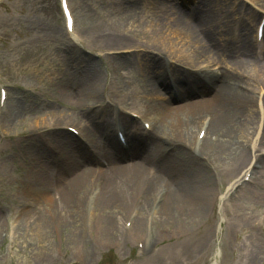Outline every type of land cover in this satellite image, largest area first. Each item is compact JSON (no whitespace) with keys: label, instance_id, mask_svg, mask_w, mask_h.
<instances>
[{"label":"rangeland","instance_id":"obj_1","mask_svg":"<svg viewBox=\"0 0 264 264\" xmlns=\"http://www.w3.org/2000/svg\"><path fill=\"white\" fill-rule=\"evenodd\" d=\"M163 1L167 2L173 12H179L186 18L189 16L190 12L180 6L179 0ZM202 1L218 11L223 19L240 24L234 28L230 26L226 30L227 38L231 40L227 42L229 48L225 47V49L236 52L242 35H247L249 51L254 56V27L258 18L251 22V8L249 9L241 1L232 0L234 3L232 7L236 9L234 12L235 10H230L227 3H219L216 0ZM254 1L264 8V0ZM69 2L74 11L75 28L83 39V44L77 45L66 36L57 0H4L0 4V83L6 86L8 93L6 106L0 116L1 130L4 131V134H0V213H3L0 223V264H72L74 259L79 257L83 259V264H264V198L256 194L264 183V168L261 161H258L255 170V174L258 175L255 186L244 185L235 199H232L220 213L217 211V196L227 192L229 188L227 184L234 183L245 172V168L239 170L238 156L218 159L209 155L211 161L205 163L207 173L204 172L200 177L208 201L205 212L193 225L182 231L174 227L166 228L167 225L163 220L168 207L165 206L157 219L149 220L144 231L131 236L128 241L124 242L118 237H105L99 230L100 220L106 214L102 210V195L97 197L91 220L81 221L80 214L85 211L86 198L93 189L90 185L80 197L77 222L73 225L79 242L72 241L68 235L71 225L57 226L56 231H52L51 237L41 242L32 235L22 234L20 230L14 234L19 222L17 221L19 214L15 212L17 203H24L25 208L49 214L47 210L50 209L49 204L53 198L58 202L66 198L70 190L65 188L72 181L70 178L83 171L80 165H73L72 169L67 168V164L71 163L67 150L72 148L77 151L82 145L72 135L65 136L62 132L48 131L49 126L60 123L79 128L91 144L89 149H84L85 152L90 155L96 154V148L92 145L94 138L91 132H88L90 125L80 121L83 112L79 108L80 101L75 97L84 85L82 79L88 70L95 68L105 85L98 103L87 108L84 114L93 116L97 123L100 122L103 127L108 128L110 139L116 147L112 116L103 122L98 114V109L104 103L106 96L113 95L120 103L145 116L162 117L167 115L166 107L181 104L189 106L191 102L203 103L209 100L212 93L209 87L194 89L192 95L188 94L183 88H176L172 78L168 76L166 85L170 83L174 89L171 87L159 89L158 102H152L148 93L150 81L148 76L151 77L152 73L143 65L144 60L141 61L140 68L135 70H132L127 63L132 59L131 57L140 54L139 49L122 50L120 55L108 56L113 50H118L116 52L121 50L116 46L104 47L111 44H105L103 40L109 29L115 30L125 26L122 22H118L119 19L114 13L117 6L124 4L125 13L128 7L138 6L140 0H69ZM156 11L159 13L158 10L149 11L148 8V15ZM127 24L129 31L132 32L126 35L129 34L134 42L149 44L148 39L140 34L135 25H129L128 22ZM116 32L118 33H109L111 34L109 38L125 34ZM175 45L172 51L184 46L183 43L176 47ZM149 56L152 59L151 63L157 65L156 60L172 67L173 62H178V60H170L172 57L157 51L151 52ZM114 57H117L116 61L112 60ZM224 58L225 56L222 57L223 60ZM249 62L252 63L253 60ZM195 66H206V63L200 59ZM220 66L222 67L220 63L217 65L212 63L208 66V71L218 72ZM181 69L185 70L183 67ZM155 70L159 72V68ZM121 74L127 75L126 80L119 78ZM243 77L251 78L249 75ZM125 83L128 87L136 89L139 93L138 99L132 101L126 97L129 95L121 91ZM261 87H264L263 79L254 86L258 103ZM172 90L177 94L175 97H180V100L169 101L173 95ZM148 104H152V108H155L153 110L147 108ZM252 113L255 120L247 133L248 137L240 140L246 142L253 138L257 149L264 144V112H261L259 105L256 104ZM205 116V111L201 110L190 137L185 141V151L191 147V142ZM11 118H18V123L12 124ZM170 122V120L163 122V128L168 127ZM254 127H257L258 135L256 132L254 135ZM154 132L159 134L156 128ZM138 134L141 136L139 131ZM251 134L254 136H250ZM98 136L96 134V139ZM128 136L131 146V138L130 135ZM58 137L67 138L68 148L60 146ZM212 139V134H209L206 144ZM167 140L170 144L175 143L173 139ZM166 146L167 143L156 150L157 157L161 156ZM247 147L245 146L243 153L245 163L250 162L249 158L251 160L256 155V149L251 154ZM107 150L111 154V149ZM130 152L128 150L123 153L128 155ZM176 152L172 153L174 159L177 158ZM104 162L113 166L111 157H97L92 166L97 169L96 164ZM184 171L187 175L179 174L180 177L184 175L187 177L189 172L192 176L194 173L197 176L202 169L194 167L185 168ZM97 176L99 175H95L91 182L99 180L100 177ZM57 188L60 189V193L63 192L58 194L55 190ZM158 191L153 190L149 196L144 218L148 217L153 200L159 197L160 193L156 195ZM130 207L131 205L128 204L116 220L118 232L128 218ZM8 223L14 224L11 241L6 235ZM80 225L84 231L79 234ZM148 234L154 237L153 243H146ZM141 239L145 242V253L143 257L136 258L135 242ZM151 246L157 251L150 252L148 248ZM112 248L116 250L113 251ZM217 251L219 254L215 256Z\"/></svg>","mask_w":264,"mask_h":264},{"label":"bare ground","instance_id":"obj_2","mask_svg":"<svg viewBox=\"0 0 264 264\" xmlns=\"http://www.w3.org/2000/svg\"><path fill=\"white\" fill-rule=\"evenodd\" d=\"M216 1L227 3L230 10L236 12L235 7H232L234 4L232 0ZM155 7L160 14L156 11L148 15V7L144 1H140L136 7H128L125 13L123 12L125 7H117L114 13L119 19L118 22H122L125 26L115 30L113 28L109 29L103 40L105 44L110 43L111 45L105 46L103 44L104 47H120L121 53L122 50L139 49L140 54L134 55L131 57L132 59L129 58L131 60L127 63L132 70H135L140 68L139 65L144 60L143 65L152 73L151 77L148 76L150 80L148 82V93L152 102H158L159 89L170 87V83L166 85V77L168 76L172 78V83L176 88H183L185 92L191 95L194 89H208L210 87L212 93L209 100L203 103L195 102L196 104L191 102L189 106L181 104L175 107H166L167 115L162 116L163 119L160 120L159 124H154V128L147 139L138 136L140 126L137 122H131V125L128 126V133L131 138L129 150L131 152L126 155L117 148V142V147L114 145L106 126L103 127L100 122L97 123L93 116L84 114L87 108L98 103L105 85L102 83L103 78L95 68L88 70L84 73L82 79L84 85L75 97L80 101L79 108L83 112L80 121L87 122L91 126L88 127V132H91L94 138L92 145L96 148V154H88L83 147L77 151L72 148L67 150V156L71 162L67 164V168L72 169L73 165H80L83 168L82 173L79 175L74 174L70 178L72 181L65 188L70 190L66 198L61 199L60 202L53 198L49 204L50 209L47 210L49 214L30 208V210L28 208L22 210L19 217H17L19 222L14 234L20 230L22 234L32 235L37 241L41 242L48 240L52 231H56L57 226L66 227L71 225L68 235L72 241L79 242L78 234L75 232L76 229L73 225L77 222L76 215L78 214L80 197L90 185L94 188L96 181L91 182V180L95 175H99L97 176L100 177L98 179L103 180L98 195L99 197L102 195V210L106 212L99 223V230L103 236L118 237V239H123L126 242L131 236L142 233L149 222L148 217L145 216L144 218V213L148 198L153 190H159L157 196L159 193L164 196L154 220L159 217L162 209L167 206L168 212L163 223L167 225L166 228L174 227L182 231L184 228L193 225L205 212L208 201L200 177L208 170L205 163L211 161L209 155L218 159L233 156L237 158L238 156L240 169H237L241 171L242 168H245L246 171L250 167V162L245 163V157H243L244 148L248 146L247 148L252 154V151L256 149V141L251 137L246 142H242L240 139L248 137L247 133L253 125L255 120L252 113L253 107L258 104L261 112H264V87H261L259 91L261 95L259 103L254 93V86H257V82L264 80V61L261 62L251 55L247 35H242V40L239 42L236 52H233V50L227 51L225 47L229 48L227 42L231 38H227L226 30L230 26L231 28L236 27L238 23L223 19L218 11L205 6L202 0H197L193 14L190 13L187 18L179 12H173L165 1H157ZM256 18H258L257 14L250 10L251 22L253 23ZM127 22L129 25H135L140 34L148 39L149 44L134 42L129 34L126 35L132 32L129 31L130 28L127 27ZM116 31L125 34L109 38L111 36L109 33H118ZM110 39L112 41H109ZM181 43L184 46L172 51L173 45ZM114 51L118 50L112 52ZM156 51L162 55L172 57L170 60H178V62H173V67L163 65L158 60H156L158 65L153 64L149 55L151 52ZM223 56H225L224 60L222 59ZM200 59L203 60V63H206V66H195ZM251 59L253 60L252 63L249 62ZM112 60L116 61L117 57ZM212 63L222 65L218 72L208 71V66ZM181 67L185 70H182ZM155 68H159V72ZM195 68H198V71ZM245 75H249L251 78L244 79L243 76ZM120 78L126 80L127 75L121 74ZM121 91L129 95L126 97L132 101L139 98L136 89L128 87L127 83L122 86ZM174 100L178 101L180 97L176 98L173 94L169 101ZM152 106V104H148L147 108L153 110L155 107L152 108ZM201 110L205 111L206 118H208L205 136L201 144L193 148L196 153L190 152L191 149L185 151V141L190 137ZM168 120L171 121L170 124L168 127L163 128L162 123ZM203 120L204 117L201 126L203 123L205 124ZM11 121L15 125L18 123V118H11ZM53 126L63 125L54 123ZM155 128L159 131V134H155ZM257 131V127H254V135L256 133L258 135ZM96 134L99 135L98 139L95 137ZM209 134H212L213 139L206 144ZM64 135L69 134L64 133ZM161 135L167 138L165 139ZM167 139L175 140L176 144L168 143ZM58 141L62 148H68L69 141L66 137H60ZM165 142L167 147H173L167 157H157L156 150L161 145L166 144ZM107 149H111V154L108 153ZM174 151H177L176 159L172 156ZM97 157H111L113 166L108 169L93 168V161ZM198 157L202 160H199ZM259 161H261L264 168V158H260ZM188 162L189 164H187ZM194 167L202 169V172L197 176L196 173L192 176L189 172L190 174L184 177L187 175L184 169ZM179 174L185 175L180 177ZM55 190L58 191V194L60 193L59 188ZM256 194L258 197L264 198V183L261 184ZM156 200L157 198L153 200L152 204ZM128 204L131 205L128 214L130 215L133 211L135 213L134 219L128 231L122 227L118 232L116 220ZM157 204L156 202L154 205ZM2 215L3 213H0V223ZM80 217L83 222L85 219L84 211L82 215L80 214ZM79 228L80 234L84 230L81 225ZM153 239L152 235H146L147 244L153 243ZM215 256H218V252L215 253Z\"/></svg>","mask_w":264,"mask_h":264}]
</instances>
